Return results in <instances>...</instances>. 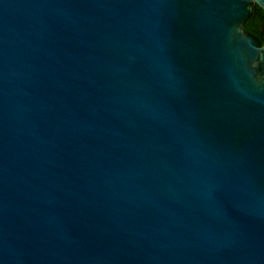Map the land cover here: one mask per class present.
I'll list each match as a JSON object with an SVG mask.
<instances>
[{
    "label": "water",
    "instance_id": "95a60500",
    "mask_svg": "<svg viewBox=\"0 0 264 264\" xmlns=\"http://www.w3.org/2000/svg\"><path fill=\"white\" fill-rule=\"evenodd\" d=\"M264 0H0V264H264Z\"/></svg>",
    "mask_w": 264,
    "mask_h": 264
},
{
    "label": "trees",
    "instance_id": "16d2710c",
    "mask_svg": "<svg viewBox=\"0 0 264 264\" xmlns=\"http://www.w3.org/2000/svg\"><path fill=\"white\" fill-rule=\"evenodd\" d=\"M247 29L264 42V11L256 4L253 5L251 15L245 21Z\"/></svg>",
    "mask_w": 264,
    "mask_h": 264
},
{
    "label": "flooded vegetation",
    "instance_id": "af4514ba",
    "mask_svg": "<svg viewBox=\"0 0 264 264\" xmlns=\"http://www.w3.org/2000/svg\"><path fill=\"white\" fill-rule=\"evenodd\" d=\"M247 19H248V18H247ZM247 19H246V20H247Z\"/></svg>",
    "mask_w": 264,
    "mask_h": 264
}]
</instances>
